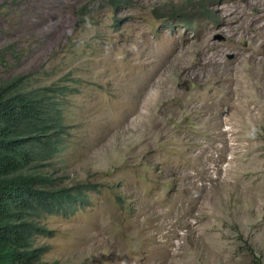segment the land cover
Instances as JSON below:
<instances>
[{"label": "rangeland", "instance_id": "rangeland-1", "mask_svg": "<svg viewBox=\"0 0 264 264\" xmlns=\"http://www.w3.org/2000/svg\"><path fill=\"white\" fill-rule=\"evenodd\" d=\"M46 88L86 198L36 264H264V0H0V90Z\"/></svg>", "mask_w": 264, "mask_h": 264}, {"label": "trees", "instance_id": "trees-1", "mask_svg": "<svg viewBox=\"0 0 264 264\" xmlns=\"http://www.w3.org/2000/svg\"><path fill=\"white\" fill-rule=\"evenodd\" d=\"M64 136L63 112L50 89L0 90V264H36L34 238L45 232L40 223L85 202L82 189H51L40 172Z\"/></svg>", "mask_w": 264, "mask_h": 264}]
</instances>
